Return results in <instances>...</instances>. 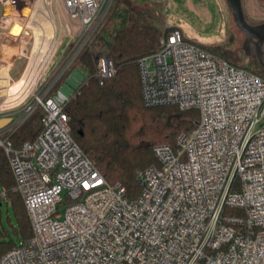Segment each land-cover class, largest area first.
I'll list each match as a JSON object with an SVG mask.
<instances>
[{
  "label": "built area",
  "instance_id": "obj_1",
  "mask_svg": "<svg viewBox=\"0 0 264 264\" xmlns=\"http://www.w3.org/2000/svg\"><path fill=\"white\" fill-rule=\"evenodd\" d=\"M113 1L63 0L79 36L64 53L63 71L23 116L12 108L0 112L13 120L0 131V147L33 231L0 264H264V78L171 28L160 49L138 62L143 101L198 110L200 121L178 136L176 151L154 148L159 164L138 173L142 192L133 201L120 184L107 182L72 138L64 108L83 76L76 70L53 90ZM116 72L110 58L98 59L102 84ZM39 107L45 111L42 131L15 148L7 136ZM5 196L0 190V204Z\"/></svg>",
  "mask_w": 264,
  "mask_h": 264
},
{
  "label": "trees",
  "instance_id": "obj_2",
  "mask_svg": "<svg viewBox=\"0 0 264 264\" xmlns=\"http://www.w3.org/2000/svg\"><path fill=\"white\" fill-rule=\"evenodd\" d=\"M126 1H131L132 5ZM144 3L114 0L89 44L53 90V93L59 90L76 70L85 75L83 83L64 108L71 136L110 185L120 184L125 189L130 201L137 199L142 192L138 173L159 164L154 148L168 145L176 151L178 136L193 131L200 121V112L195 109L181 110L175 105L148 107L144 104L138 62L160 49L165 34L155 10L145 8ZM185 39L235 67L264 78L263 72L237 63L230 43L212 49L186 36ZM102 57L110 58L117 71L103 84L96 76L97 62ZM44 115L43 108H37L7 136L15 148L37 139ZM15 187L8 155L0 147V190L6 192L3 200L14 213L17 235L21 242H27L33 236L32 225L24 200ZM226 212L241 214L237 209H227ZM16 246L13 240H8L6 230L0 228V259Z\"/></svg>",
  "mask_w": 264,
  "mask_h": 264
},
{
  "label": "rangeland",
  "instance_id": "obj_3",
  "mask_svg": "<svg viewBox=\"0 0 264 264\" xmlns=\"http://www.w3.org/2000/svg\"><path fill=\"white\" fill-rule=\"evenodd\" d=\"M13 1L17 3V7L13 10H9L5 7V15L10 16L9 12L12 11L14 16L13 23L20 24L21 26L23 25L25 29H27V25L31 27V25H33L32 23L26 24L27 22L18 21L19 19L17 18L21 15V10L24 7H30L31 4L37 0ZM133 1H137V3L145 2V8L155 10L157 17L162 22V28L165 34L171 28H180L184 32L186 38L212 49L230 43L239 65L256 71H261L264 74V65L260 64L257 55L253 54L248 56L242 49L245 35L235 25L226 0ZM38 2H41L40 9L44 12L45 17L47 18L44 24L47 26L48 31H46V34H43V37L37 38L38 43L40 39V43H42L43 38L47 41L44 46L45 48L42 46L44 53L41 55L40 51L42 52V50L40 49H34L33 51L32 48H34V41H31L32 45L27 46L26 56L19 57L18 55V57H16L17 54L16 52H13L12 45L8 44L5 53H2L5 58L4 65L6 70L4 69L0 72L1 114L9 112L8 109L12 108L19 112L18 116H23L26 109L33 104L35 95L42 92L46 83V87L50 86L52 82H54V79L63 71V67L59 69L58 67L64 60V53H67L71 48L74 39H76V41L79 39V36L77 35V27L73 26L65 14L63 0L37 1L31 12V18L34 16V13L38 11ZM243 8L249 23L255 25L264 22V0H243ZM7 22H10V20L8 19L6 24H8ZM73 23L77 22L73 21ZM67 26H70L72 29V34L68 33ZM5 29L7 30L3 33H5L10 39L9 34L11 33V28L6 26ZM27 33L31 35V33ZM21 36H17V38ZM33 36L28 37L29 39L36 40ZM78 72L83 76L80 77V80L83 81L85 75L80 71ZM69 78L70 76L66 80V83ZM19 82H23V90L15 96H10L12 93L11 89H14L15 86L19 85ZM2 201V205L0 206V228L6 230L9 241L11 239L16 245H19L22 240L17 235V231H15L16 220L14 213L6 200ZM65 206L66 205H64L63 208Z\"/></svg>",
  "mask_w": 264,
  "mask_h": 264
},
{
  "label": "crops",
  "instance_id": "obj_4",
  "mask_svg": "<svg viewBox=\"0 0 264 264\" xmlns=\"http://www.w3.org/2000/svg\"><path fill=\"white\" fill-rule=\"evenodd\" d=\"M37 1H39V0H37ZM37 1L33 2V4H31L30 7H24L21 10V15L17 18V19H19L18 21L27 22L26 24H31V23L33 24V25H31V27H29V25H27V27H26L27 29L24 28V31L22 32L23 33L22 34V37L25 36L26 38H28V40H29V44L28 45L29 46L32 45L31 44V41L32 42L34 41V43H33L34 44L33 45L34 48H32L33 51H34V49L35 50L36 49L42 50V46L44 47L46 45V43H47L46 39L43 38V41L44 42L42 41V43H43V45H42V43H40L41 39H40V41L38 43L37 38L43 37V34L44 33L46 34V31H48L47 30V26L44 24V22H45V20H47V18L45 17L44 12H42V10L40 9L41 2H38V7H37L38 11H36L34 13V16H32V18L30 17L31 12H32V10L34 8V5H35V3ZM5 7H7L9 10H13V9H15L17 7V3L15 2V4H13V5H3L0 2V72L6 68L5 65H4L5 64V58H4V56H3L2 53H5V50L8 48V44H11L12 45V48L14 49L16 43L20 39V37L17 38V36L15 37V36L11 35V33L9 34L10 35V39H9L8 36H6V34L3 33L5 30H7V29H5L6 26L7 27H10L11 28L10 31H12L14 25L17 24V23H13V21H14L13 20V17L14 16L12 14V11L9 12V15L10 16H6L5 15V9H6ZM2 18H5V19L3 20ZM7 18L10 20V22H7L8 24H6V21H8ZM44 26H46V27H44ZM22 27H24V26L22 25ZM28 28H29V30H28ZM27 32L31 33V35L28 34ZM32 32H33V35L34 36L32 35ZM28 36H33V37L36 38V40L29 39ZM40 53L42 55L44 53V49L42 50V52L40 51ZM31 55H32V52H31ZM49 58H50V56H49ZM7 71H8V69H7ZM22 83L23 82H19V85L15 86L14 89L13 88L11 89L12 90V93H11L10 96H15L16 94H19L23 90V87L24 86L22 87ZM18 88H19V90H18ZM16 112H17V110H16ZM12 123H13V120L11 118L7 117V115H2V117H0V131L10 128L11 125H12Z\"/></svg>",
  "mask_w": 264,
  "mask_h": 264
},
{
  "label": "water",
  "instance_id": "obj_5",
  "mask_svg": "<svg viewBox=\"0 0 264 264\" xmlns=\"http://www.w3.org/2000/svg\"><path fill=\"white\" fill-rule=\"evenodd\" d=\"M237 28L245 35L242 49L250 56L257 55L261 65H264V22L249 23L243 8V0H226ZM130 6L131 2L126 1Z\"/></svg>",
  "mask_w": 264,
  "mask_h": 264
},
{
  "label": "bare ground",
  "instance_id": "obj_6",
  "mask_svg": "<svg viewBox=\"0 0 264 264\" xmlns=\"http://www.w3.org/2000/svg\"><path fill=\"white\" fill-rule=\"evenodd\" d=\"M29 30V29H28ZM32 30V29H31ZM24 31V27H22L20 24H16L14 25L12 31H11V35L14 36H21ZM29 44V40L28 38L24 37H20V39L18 40V42L16 43L13 52H16L17 56L19 55V57L21 56H25L27 53V46Z\"/></svg>",
  "mask_w": 264,
  "mask_h": 264
}]
</instances>
